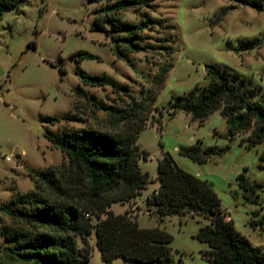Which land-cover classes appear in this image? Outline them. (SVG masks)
<instances>
[{
  "label": "rangeland",
  "instance_id": "obj_1",
  "mask_svg": "<svg viewBox=\"0 0 264 264\" xmlns=\"http://www.w3.org/2000/svg\"><path fill=\"white\" fill-rule=\"evenodd\" d=\"M109 1L21 0L17 11L3 13L0 20V206L18 194L33 190L31 174L66 164L64 156L47 136L84 126L69 121V117L83 119L90 126L103 119L104 113L94 111L91 100L74 96L76 87L81 86L88 95L104 103L117 104L119 97L124 98L113 94L109 86H83L78 76L82 70L127 85L135 97L143 89L155 93L154 106L158 110L152 114L160 121L149 124L136 141L140 150L148 154L146 161L139 162V167L153 182L130 203L111 206L115 214L128 211L139 228L158 227L172 236L171 261L154 264H210L203 257L208 245L195 238L206 220L171 215L160 222L154 214L155 208L146 203V197L158 186L157 164L164 153L170 154L182 170L211 183L226 219L252 245L263 246L264 171L257 167L262 146L248 149L241 142L248 133L228 139L227 124L218 111L200 123L183 111L171 117L167 108L194 85H208L206 64L227 68L232 73V82L256 91V96L264 94V2L154 0L159 7L150 16L159 24L144 31L149 37L146 43L154 48L131 54L133 66H130L112 54L109 38L94 28L93 10ZM122 15L126 20L140 21L139 12L130 10ZM165 36L172 39V54H167L158 42ZM77 51H86L97 59L76 63L71 55ZM167 62L173 67L162 87L157 89L154 77ZM45 117L59 121L52 124ZM197 142L201 148L228 145L229 149L198 164L179 153L180 147ZM240 173L263 188L254 194L240 189L236 180ZM252 221H256V226L251 225ZM9 225V217L0 212V264H4L9 245L2 227ZM89 244L88 264H103L94 236ZM112 264L137 263L118 257Z\"/></svg>",
  "mask_w": 264,
  "mask_h": 264
},
{
  "label": "trees",
  "instance_id": "obj_2",
  "mask_svg": "<svg viewBox=\"0 0 264 264\" xmlns=\"http://www.w3.org/2000/svg\"><path fill=\"white\" fill-rule=\"evenodd\" d=\"M153 1L111 0L92 12L94 28L109 38L112 54L130 66H133L131 54L154 48L146 43L149 37L144 35V31L159 24L150 16L159 7ZM20 3L21 0H0V20L4 12L17 11ZM130 10L139 12V22L123 18L122 14ZM158 42L167 54L174 52L169 36ZM71 58L76 63L97 59L86 51H77ZM172 67L171 62L159 67L153 80L157 89L162 87ZM205 72L208 85H194L170 102L169 116L183 111L202 123L205 117L218 111L227 124L228 139L248 133L241 139L248 149L262 146L257 167L264 171V94L256 96V91L232 82V73L227 68L206 64ZM78 76L83 86H109L113 94L124 98L119 97L117 104L104 103L88 95L81 86L75 88L74 96L91 100L93 110L103 112L104 117L90 126L83 119L71 116L69 121L84 126L47 136L64 156L66 164L31 174L33 190L18 194L0 206V212L11 221V225L2 227L9 244L4 264H88L91 236L95 237L103 264H112L118 257L137 264L171 261L169 233L158 227L139 228L128 211L115 214L111 210L113 204L135 200L153 182L139 167V162L146 161L148 154L140 150L136 141L149 124L160 121L152 114L158 110L154 106V91L143 89L135 97L127 85L113 82L108 76L82 70ZM44 119L52 124L59 121L55 117ZM158 129L161 131L162 127L159 125ZM228 149V145L201 148L197 142L180 147L179 153L204 164L211 156ZM236 180L245 192L254 194L263 188L262 184L249 182L243 173ZM157 182L158 188L146 197V203L155 208L154 214L160 222L171 215L197 216L207 221L195 235L209 247L203 253L206 261L264 264V245H252L226 219L211 183L179 168L168 153L158 161ZM251 225L256 226V221Z\"/></svg>",
  "mask_w": 264,
  "mask_h": 264
},
{
  "label": "built area",
  "instance_id": "obj_3",
  "mask_svg": "<svg viewBox=\"0 0 264 264\" xmlns=\"http://www.w3.org/2000/svg\"><path fill=\"white\" fill-rule=\"evenodd\" d=\"M86 217H87V218H89V216H88V215H86Z\"/></svg>",
  "mask_w": 264,
  "mask_h": 264
},
{
  "label": "crops",
  "instance_id": "obj_4",
  "mask_svg": "<svg viewBox=\"0 0 264 264\" xmlns=\"http://www.w3.org/2000/svg\"><path fill=\"white\" fill-rule=\"evenodd\" d=\"M157 188H158V186H157ZM157 188H156V189H157ZM156 189H155V190H156Z\"/></svg>",
  "mask_w": 264,
  "mask_h": 264
}]
</instances>
